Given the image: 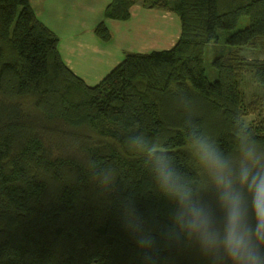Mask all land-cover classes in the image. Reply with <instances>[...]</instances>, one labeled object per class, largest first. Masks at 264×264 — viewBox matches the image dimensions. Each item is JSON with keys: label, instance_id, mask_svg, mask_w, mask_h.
<instances>
[{"label": "trees", "instance_id": "1", "mask_svg": "<svg viewBox=\"0 0 264 264\" xmlns=\"http://www.w3.org/2000/svg\"><path fill=\"white\" fill-rule=\"evenodd\" d=\"M138 1L109 3L97 37L110 42L106 19H130ZM140 1L178 14L179 40L127 52L89 85L31 0H0V264H222L175 223L179 205L161 190L148 148H164L181 182L223 221L192 144L207 139L234 168L241 141L264 153V62L240 50L264 44V0ZM248 70L260 89L250 101ZM247 114L258 119L246 125Z\"/></svg>", "mask_w": 264, "mask_h": 264}, {"label": "clouds", "instance_id": "2", "mask_svg": "<svg viewBox=\"0 0 264 264\" xmlns=\"http://www.w3.org/2000/svg\"><path fill=\"white\" fill-rule=\"evenodd\" d=\"M134 143L143 142L137 136ZM192 147L215 184L224 218L222 222L215 220L214 210L195 199L191 189L181 182L165 149L152 145L148 155L153 160L156 180L164 194L174 197L179 205L175 223L181 232L196 238L206 249L222 247L232 264H264V251L260 247L264 244V153L258 152L254 141H241V161L239 167L234 168L207 139L195 138ZM245 192L251 197L255 224L246 211L249 201ZM129 227L140 231L139 219L136 225L129 224ZM138 242L146 247L152 244L151 239L143 236ZM146 258L151 257L146 254Z\"/></svg>", "mask_w": 264, "mask_h": 264}, {"label": "crops", "instance_id": "3", "mask_svg": "<svg viewBox=\"0 0 264 264\" xmlns=\"http://www.w3.org/2000/svg\"><path fill=\"white\" fill-rule=\"evenodd\" d=\"M112 1L45 0L55 4L56 14L50 6L46 9L39 7L41 13L36 11L39 20L59 36V49L67 65L89 85L99 83L127 52L169 49L181 36L182 24L178 14L145 7L139 0L131 7L130 19H106L113 38L110 42H102L94 30L104 19L106 7ZM80 31L84 32L81 36Z\"/></svg>", "mask_w": 264, "mask_h": 264}, {"label": "rangeland", "instance_id": "4", "mask_svg": "<svg viewBox=\"0 0 264 264\" xmlns=\"http://www.w3.org/2000/svg\"><path fill=\"white\" fill-rule=\"evenodd\" d=\"M44 1L45 0H31L32 4L35 7V10L38 11L39 13L42 12V9H39V7L46 9L48 6H50L52 8V12H54V14H56V12L54 10L55 4L54 3H47ZM248 23H249V18L247 16L246 17L244 16L239 20L235 29L244 27ZM59 28L65 30L64 27H59ZM61 33H63V32H61ZM83 33L84 32L80 31L78 34L81 36ZM140 44H141V42H140ZM140 44H138V46ZM164 45L165 44H163L162 46H164ZM162 46H160V47H162ZM240 50H241V53L249 61H251V62H264V44H255L252 46H245ZM243 88H244V91L246 92L248 101L252 100L253 96L256 93H259L260 89H259L256 81L254 80L253 72L250 70L246 71V73H245ZM257 119H258V116L254 115V114H247L244 116V121L246 122V125L252 124ZM260 247H261V250L264 251V244H262ZM212 253L216 256L222 257V259H221L222 264H232V261L229 260L226 257L225 253L223 252L222 247L219 250H213Z\"/></svg>", "mask_w": 264, "mask_h": 264}]
</instances>
